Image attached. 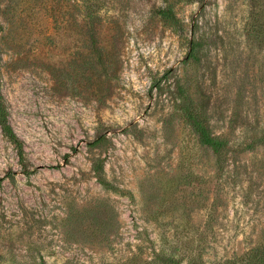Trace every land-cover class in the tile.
Instances as JSON below:
<instances>
[{
  "label": "rangeland",
  "instance_id": "obj_1",
  "mask_svg": "<svg viewBox=\"0 0 264 264\" xmlns=\"http://www.w3.org/2000/svg\"><path fill=\"white\" fill-rule=\"evenodd\" d=\"M0 53V264H264V0H0Z\"/></svg>",
  "mask_w": 264,
  "mask_h": 264
},
{
  "label": "trees",
  "instance_id": "obj_2",
  "mask_svg": "<svg viewBox=\"0 0 264 264\" xmlns=\"http://www.w3.org/2000/svg\"><path fill=\"white\" fill-rule=\"evenodd\" d=\"M164 12V11H161ZM0 60H1V53H0ZM0 125L2 127L3 132L10 137L15 143L17 144V147L19 148L20 152L23 151V144L19 140L15 130L13 129L9 118H8V111L5 105V102L3 100V95L0 92ZM196 130L199 132V139L200 142L203 145H207L213 149L218 154V160L219 162H224L227 159V140H225L222 136L213 134L210 132L205 126L197 125ZM93 166L95 168L98 167L97 160H94ZM222 168V167H221ZM256 259L261 260L264 262V251L259 253L256 257Z\"/></svg>",
  "mask_w": 264,
  "mask_h": 264
}]
</instances>
